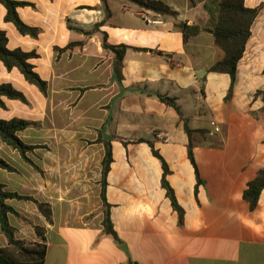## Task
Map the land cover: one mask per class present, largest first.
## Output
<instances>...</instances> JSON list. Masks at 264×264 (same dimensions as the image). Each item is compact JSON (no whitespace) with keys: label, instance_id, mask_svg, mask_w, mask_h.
<instances>
[{"label":"crops","instance_id":"0c3cea01","mask_svg":"<svg viewBox=\"0 0 264 264\" xmlns=\"http://www.w3.org/2000/svg\"><path fill=\"white\" fill-rule=\"evenodd\" d=\"M16 1L33 5L18 13L41 30L39 37L21 35L5 22L6 13L0 30L10 50L38 54L32 64L49 91L47 97L36 95L17 69L0 66V85L20 82L29 102L4 98L0 119L43 122V129L30 128L19 137L42 147L29 157L44 175L0 141V158L11 166L16 162L17 170L0 169V182L10 192L51 205L53 224L34 203L21 201L18 209L16 200L8 201L46 229L45 264H264V191L255 209L244 199L264 168V101L255 98L264 90V9L226 101L231 77L210 72L224 57L213 32L220 0H155L177 17L127 0ZM262 3L244 0L251 9ZM181 24L202 33L185 43ZM105 34L111 45L129 48L121 82L114 54L103 49ZM78 42L84 45L60 51ZM158 94L174 98L183 117ZM186 121L195 131L191 141L201 182L188 156ZM100 139L111 142L114 160L107 179L109 208L101 196L105 147L95 143ZM139 140L152 142L166 161L182 222L162 188L161 161ZM106 210L118 239L104 231ZM13 219L19 239L38 241L33 227ZM7 245L0 233V248Z\"/></svg>","mask_w":264,"mask_h":264},{"label":"trees","instance_id":"16d2710c","mask_svg":"<svg viewBox=\"0 0 264 264\" xmlns=\"http://www.w3.org/2000/svg\"><path fill=\"white\" fill-rule=\"evenodd\" d=\"M128 2L138 6L141 9L154 12L162 16L177 17L178 13L172 10L169 6L160 1L155 0H127ZM106 4L107 0H103ZM0 6L6 9L5 22L11 23L15 26L17 31L23 36H30L31 38H38L41 30L27 25L20 17L18 13L19 8L27 6H33L28 2H21L16 0H0ZM264 9V3L256 8H247L244 4V0H220L219 3V16L217 24L213 30L215 43L217 47L222 51L224 57L210 68V72L218 74H227L231 77L232 84L229 93L226 97V101H229L234 92L238 66L243 59L246 52L248 41L252 36V26L256 19ZM180 28L184 35V41L187 43L191 38L199 36L202 31L197 27H190L187 24H181ZM93 32L86 33L87 36H91ZM8 36L6 31L0 30V63L8 71L17 69L24 77L26 82L30 85L36 86L39 91L45 96H48L49 86L48 82L43 80L40 75L35 71V66L32 64L34 59L39 56L36 52H25L21 49L10 50L8 48ZM83 42H78L69 45L67 48L60 50L61 52L71 51L74 47L83 46ZM103 49L107 52L114 54V72L118 81L123 80V67L124 59L127 50L126 46H114L108 42V36L105 34L103 38ZM94 89V88H90ZM85 91V90H82ZM161 102L169 107H172L176 112L183 117L180 107L174 98H170L164 95H157ZM262 97L264 101V90L258 91L255 98ZM4 98L11 101H19L24 104H29L25 94L16 89L12 84L5 83L0 85V108H5ZM43 129L41 122L29 121L21 118H12L10 120L0 119V141L8 146L13 151H17L21 158L31 165L37 172L43 174L41 168L30 159L29 154H34L40 146H31L26 144L19 134L25 132L28 129ZM185 130L190 138V144L188 146V156L193 164L198 181L201 182L199 177V171L196 165L194 157V146L192 143V135L195 131H192L186 121ZM201 134L205 132L203 130L198 131ZM95 143H104L102 140H98ZM138 143H147L152 149L153 155L158 158L162 163L163 177L162 188L166 190L167 197L171 200L172 207L179 214L181 222L183 221L184 211L179 206L176 195L172 187L167 181L169 175V169L166 161L155 150L152 142L146 140H139ZM105 156L103 159V172H102V199L106 208H109L106 199V192L108 187V174L111 170L113 163L112 146L111 142H105ZM0 169L9 173H15L17 170L11 166L7 161L0 158ZM264 191V168L261 169L256 178L248 184L246 191L244 192V199L250 204L252 209L258 206L262 192ZM10 200L32 202L34 203L39 212L46 218L49 224H53V212L52 207L48 203H42L31 196H23L18 193L10 192L6 189V186L0 182V233L6 238L8 245L4 248H0V264H45V259L48 251L46 229L35 226L34 223L24 217L21 213L16 211L11 205L8 204ZM10 217L16 218L24 225H30L33 227L38 241L29 242L27 240L19 239L17 229L12 225ZM104 231L107 235H111L114 239H118V235L114 230L110 213L106 210L105 219L103 222Z\"/></svg>","mask_w":264,"mask_h":264},{"label":"rangeland","instance_id":"374dc122","mask_svg":"<svg viewBox=\"0 0 264 264\" xmlns=\"http://www.w3.org/2000/svg\"><path fill=\"white\" fill-rule=\"evenodd\" d=\"M6 13V9L4 8V7H1V9H0V25H2V23H3V16H4V14ZM11 27L12 28H15L14 27V25H11ZM12 45H13V43H12ZM0 66H2L3 67V64L2 63H0ZM18 72V71H17ZM21 74V73H20ZM21 76H22V78H23V75L21 74ZM22 81V84H28L27 82H26V80L23 78V79H21ZM22 84H20V82H14L13 83V86L15 87V88H17L18 90H22ZM28 85H30V84H28ZM30 88H32L31 89V91H33V92H35L36 93V95H38V93H40L41 94V96H43V94L39 91V89L36 87V86H33V85H30ZM29 99L31 100V99H34V96H33V94L31 93L30 95H29ZM41 124H42V126H43V122H41ZM35 130H37V129H35ZM95 134H97V133H95ZM6 148H8V147H6ZM8 151H10V152H13V150L12 149H10V148H8ZM96 158V157H95ZM5 159V158H4ZM10 163H12V165L13 166H15V163L16 162H12V161H10ZM6 174H9L8 172H6ZM8 176H12L11 178L12 179H17V176L16 175H8ZM13 205L15 206V207H17L18 209H21L22 207H23V205H24V202H21V201H14L13 202ZM13 222H15V224H23V223H21V222H19L16 218H14L13 219ZM24 225V224H23ZM25 226H30V225H25ZM32 227V226H31ZM26 235L28 236V234L26 233Z\"/></svg>","mask_w":264,"mask_h":264},{"label":"built area","instance_id":"2783aa9c","mask_svg":"<svg viewBox=\"0 0 264 264\" xmlns=\"http://www.w3.org/2000/svg\"><path fill=\"white\" fill-rule=\"evenodd\" d=\"M212 126H215V127H216V128H215V131H216V132H219V131H220L219 127L216 126L215 122H212Z\"/></svg>","mask_w":264,"mask_h":264}]
</instances>
